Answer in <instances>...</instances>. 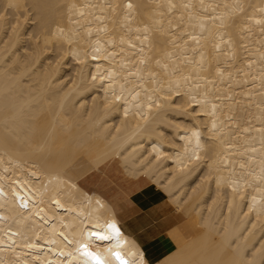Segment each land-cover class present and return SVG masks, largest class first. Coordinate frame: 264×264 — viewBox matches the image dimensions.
Segmentation results:
<instances>
[{
    "label": "bare ground",
    "instance_id": "bare-ground-1",
    "mask_svg": "<svg viewBox=\"0 0 264 264\" xmlns=\"http://www.w3.org/2000/svg\"><path fill=\"white\" fill-rule=\"evenodd\" d=\"M116 253L264 264V0H0V264Z\"/></svg>",
    "mask_w": 264,
    "mask_h": 264
},
{
    "label": "crops",
    "instance_id": "crops-1",
    "mask_svg": "<svg viewBox=\"0 0 264 264\" xmlns=\"http://www.w3.org/2000/svg\"><path fill=\"white\" fill-rule=\"evenodd\" d=\"M133 198V202L139 208L134 216L143 214L145 211L153 206H157L164 200L161 192L151 186L141 189L140 191H136L133 194Z\"/></svg>",
    "mask_w": 264,
    "mask_h": 264
},
{
    "label": "snow or ice",
    "instance_id": "snow-or-ice-1",
    "mask_svg": "<svg viewBox=\"0 0 264 264\" xmlns=\"http://www.w3.org/2000/svg\"><path fill=\"white\" fill-rule=\"evenodd\" d=\"M109 227L110 228H112V229H114L115 231H116V233L117 234H119V230L118 229H116L115 228V225H109ZM98 235V238L99 239H107L108 237H106V236H103V235H99V234H97ZM86 255H89V256H92V254L91 253H88V252H86ZM116 257H117V259L118 260H120L121 261V264H124V261L121 259V257H120V254L119 253H116ZM93 259H96V261H97V264H101V262L99 261V259L98 258H96V257H93Z\"/></svg>",
    "mask_w": 264,
    "mask_h": 264
}]
</instances>
